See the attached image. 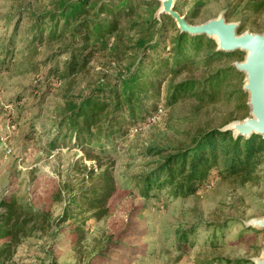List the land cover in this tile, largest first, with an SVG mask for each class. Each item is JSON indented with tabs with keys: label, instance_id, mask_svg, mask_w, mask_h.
Segmentation results:
<instances>
[{
	"label": "rangeland",
	"instance_id": "1",
	"mask_svg": "<svg viewBox=\"0 0 264 264\" xmlns=\"http://www.w3.org/2000/svg\"><path fill=\"white\" fill-rule=\"evenodd\" d=\"M249 1L202 0L198 6L199 0H183L178 11L192 24L223 15L243 26L239 33H263L264 8L252 13ZM58 2L0 0V224L6 219L3 202L16 200L40 213L31 221L18 213L23 229L0 239V264H256L264 255V229L255 228V234L247 228L264 217V163L251 181L223 179L214 171L215 178L183 198H171L165 189L145 197L136 185L160 161L159 152L186 148L205 130H225L251 116L248 97L239 91L245 74L196 87L175 106L167 105L163 84L157 97L146 99L155 110L147 120L127 124L102 145L77 140L58 130L62 112L92 89L119 82L136 56L129 40L135 31L125 30L127 45L118 53L89 50L83 71L50 80L46 73L57 62L63 67L61 49L68 40L31 45L27 28L31 14L55 11ZM140 14L148 16L145 8ZM228 53L235 54L210 65L198 58L174 81L202 80L246 57L240 50ZM105 176L113 187L98 207L79 204L78 197L103 186Z\"/></svg>",
	"mask_w": 264,
	"mask_h": 264
},
{
	"label": "trees",
	"instance_id": "2",
	"mask_svg": "<svg viewBox=\"0 0 264 264\" xmlns=\"http://www.w3.org/2000/svg\"><path fill=\"white\" fill-rule=\"evenodd\" d=\"M201 1L198 6L202 5ZM182 2L176 3L177 10ZM157 4L156 0H60L55 11L31 14L34 20L27 28L28 33H32L31 45L44 40H68L61 49L67 56L63 67L57 62L46 73L50 80L68 78L83 71L89 50L118 53L127 45L125 30L135 31V37L129 40L134 43L131 47L136 56L129 61L126 71L118 74L119 82L94 88L70 104L61 114L58 130L65 135L67 132L75 135L77 140L102 145L103 141H113L127 124H137L140 119L145 121L154 114L155 110L147 107L146 99L149 95L157 97L163 84L167 90V105L175 106L196 87L205 89L208 85L227 84L231 78L241 76L229 66L202 80L187 78L175 82L176 76L198 61L210 65L213 60L230 58L235 53L217 50L216 41L208 36L181 32L170 15L161 14L160 19L156 18L153 7ZM142 8L148 16L140 14ZM263 8L264 0L249 1L248 11L260 13ZM191 17H196L195 12ZM168 29H171L169 35ZM239 31H243L242 25ZM15 37L11 44L16 41ZM239 91L246 99L241 85ZM57 139L58 136L51 141L53 147ZM158 155L162 156L160 161L140 176L136 185L145 197L155 190L165 189L171 198H183L195 194L206 181L215 178L214 171L223 179H256L257 169L264 163V138L257 134L236 136L233 131L214 128L200 133L186 148ZM105 177L103 186L78 197V203L91 209L98 207L113 187V181ZM3 205L6 219L0 224V239H12L23 229L17 220L19 212L28 221L40 216L33 208L17 205L16 200L3 202ZM247 229L260 233L252 227ZM227 261L232 263V260Z\"/></svg>",
	"mask_w": 264,
	"mask_h": 264
},
{
	"label": "water",
	"instance_id": "3",
	"mask_svg": "<svg viewBox=\"0 0 264 264\" xmlns=\"http://www.w3.org/2000/svg\"><path fill=\"white\" fill-rule=\"evenodd\" d=\"M160 14L170 15L181 32L192 35H205L217 43V50L224 52L243 51V61L234 63L238 72L245 74L243 90L247 94V105L251 116L233 122L225 130L233 131L236 136L250 137L257 134L264 138V32L239 33L238 22H228L221 15L202 24H192L185 15L176 9V0H161ZM249 225L264 229V217L252 219ZM256 264H264V255L255 259Z\"/></svg>",
	"mask_w": 264,
	"mask_h": 264
}]
</instances>
